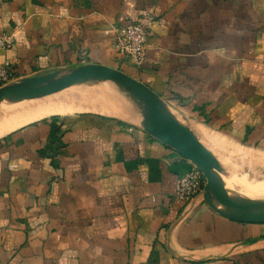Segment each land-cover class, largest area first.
Listing matches in <instances>:
<instances>
[{"label": "crops", "instance_id": "0c3cea01", "mask_svg": "<svg viewBox=\"0 0 264 264\" xmlns=\"http://www.w3.org/2000/svg\"><path fill=\"white\" fill-rule=\"evenodd\" d=\"M147 13L138 66L113 29ZM0 34L14 80L106 64L155 90L220 161L229 145L264 152V0H0ZM126 107L131 118L71 110L0 136V264H264V222L179 199L190 161Z\"/></svg>", "mask_w": 264, "mask_h": 264}, {"label": "water", "instance_id": "95a60500", "mask_svg": "<svg viewBox=\"0 0 264 264\" xmlns=\"http://www.w3.org/2000/svg\"><path fill=\"white\" fill-rule=\"evenodd\" d=\"M89 81L108 82L118 87L142 109L144 123L155 136L198 167L206 184L204 201L217 213L242 222H264V197L238 200L218 156L155 90L126 72L101 63L88 62L66 72L25 76L0 86V107L41 98Z\"/></svg>", "mask_w": 264, "mask_h": 264}, {"label": "rangeland", "instance_id": "374dc122", "mask_svg": "<svg viewBox=\"0 0 264 264\" xmlns=\"http://www.w3.org/2000/svg\"><path fill=\"white\" fill-rule=\"evenodd\" d=\"M80 93H86L95 98H103L109 100L113 99L116 102L114 104V107H116L117 110L115 111L116 113H108V114L122 115L130 118L132 117V113H130V110L127 109V107L126 109H123V106L132 104V102L122 93V91L118 87L108 82L89 81V82L80 83L78 85L72 86L68 89H65L63 91L48 96H44L41 98L24 102L22 104L3 105L2 107H0V118L5 117L10 112L20 107L24 108L31 104H36L41 101H46L50 99H57L55 103L57 106L61 107L65 105L64 103L68 102V104H70V102L73 101L71 97L78 95ZM63 99H69V101L67 100L66 102L62 103L61 100ZM66 110H64L61 113L65 114V112L71 110L100 111L96 108L90 107L89 105L70 106ZM46 117H50V116H46ZM39 119H35V120H39ZM9 123L10 121L0 120V136L6 134L8 131L15 128V126L11 127ZM200 137L203 139L202 136ZM229 146L234 147L237 150H234V152H229L228 154H222L221 155L222 158L220 157V159L222 161L221 163L224 168V173L229 183L231 184L234 193H243V188L245 186H252V187L259 186V189L261 188L264 191V185H261L262 183H260V181H256V177H255L258 173L256 171L258 167L262 165L264 166V163L263 164L260 163L261 161L264 160V152L249 148L234 146V145H229ZM260 197H264V192Z\"/></svg>", "mask_w": 264, "mask_h": 264}, {"label": "built area", "instance_id": "2783aa9c", "mask_svg": "<svg viewBox=\"0 0 264 264\" xmlns=\"http://www.w3.org/2000/svg\"><path fill=\"white\" fill-rule=\"evenodd\" d=\"M156 21L152 13H147L143 21H131L114 28L116 34L115 47L124 56L141 66L146 58L147 40L151 32V26ZM13 38L7 34H0V49L10 48ZM0 80L2 84L14 81L13 71L9 61L0 65ZM206 179L197 166L190 163L187 171L181 175L178 181L176 196L186 203L203 199V189Z\"/></svg>", "mask_w": 264, "mask_h": 264}, {"label": "bare ground", "instance_id": "6f19581e", "mask_svg": "<svg viewBox=\"0 0 264 264\" xmlns=\"http://www.w3.org/2000/svg\"><path fill=\"white\" fill-rule=\"evenodd\" d=\"M71 98L73 101H71L70 104H68V102L64 103L67 100L69 101V99L61 100V102L65 104L61 107L56 105L55 102L57 101V99H50V100H46V101H41L39 103L31 104V105L26 106L24 108L20 107L18 109H15L14 111L10 112L9 114H7L5 117H1L0 120L10 121L9 124L11 125V127H13V126L16 127V126H19L23 123L33 121L35 119H39V118H43L46 116H51L54 114L61 113L64 110H66L67 108H69L70 106L89 105L90 107L96 108L103 113H116L115 111L117 110V108L114 107V104L116 102L113 99L109 100V99H103V98H95V97L90 96L89 94H86V93H80L78 95L72 96ZM28 101H30V100H28ZM24 102H27V101L9 103L6 105L22 104ZM212 150H213V148H212ZM214 153L217 155V153L215 151H214ZM260 163L263 164L264 160L261 161ZM256 171L258 172L257 175L255 176L256 181H260V183H262L261 185H264V166L263 165L259 166ZM256 181H255V183H256ZM263 192H264L263 189H261V188L259 189V186H257V187L245 186L243 188V193H235V196L237 197L238 200H247V199H251V198H258L262 195Z\"/></svg>", "mask_w": 264, "mask_h": 264}, {"label": "trees", "instance_id": "16d2710c", "mask_svg": "<svg viewBox=\"0 0 264 264\" xmlns=\"http://www.w3.org/2000/svg\"><path fill=\"white\" fill-rule=\"evenodd\" d=\"M184 173H185V172H184ZM184 173H183V174H184Z\"/></svg>", "mask_w": 264, "mask_h": 264}]
</instances>
